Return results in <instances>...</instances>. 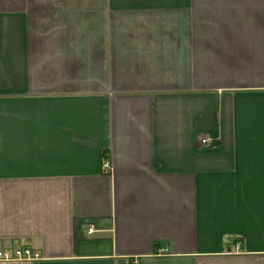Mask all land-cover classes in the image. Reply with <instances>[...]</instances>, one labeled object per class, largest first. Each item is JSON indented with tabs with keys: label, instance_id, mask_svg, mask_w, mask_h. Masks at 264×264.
Instances as JSON below:
<instances>
[{
	"label": "crops",
	"instance_id": "crops-1",
	"mask_svg": "<svg viewBox=\"0 0 264 264\" xmlns=\"http://www.w3.org/2000/svg\"><path fill=\"white\" fill-rule=\"evenodd\" d=\"M16 247L40 256L0 264H264V0H0Z\"/></svg>",
	"mask_w": 264,
	"mask_h": 264
},
{
	"label": "built area",
	"instance_id": "built-area-1",
	"mask_svg": "<svg viewBox=\"0 0 264 264\" xmlns=\"http://www.w3.org/2000/svg\"><path fill=\"white\" fill-rule=\"evenodd\" d=\"M206 139L203 140V143H206ZM105 167L108 166V163L106 162L104 164ZM88 234H91L94 232L95 227L93 224L88 225L86 229ZM166 251L167 249H162ZM40 254L31 248L28 247H16L13 249H0V260H15V259H33L38 258ZM134 264H138L137 262H134Z\"/></svg>",
	"mask_w": 264,
	"mask_h": 264
}]
</instances>
